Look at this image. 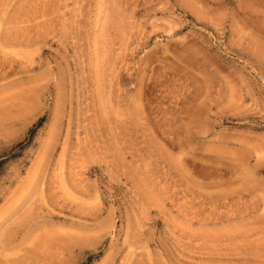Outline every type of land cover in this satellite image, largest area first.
<instances>
[{
	"label": "rangeland",
	"instance_id": "374dc122",
	"mask_svg": "<svg viewBox=\"0 0 264 264\" xmlns=\"http://www.w3.org/2000/svg\"><path fill=\"white\" fill-rule=\"evenodd\" d=\"M0 264H264V0H0Z\"/></svg>",
	"mask_w": 264,
	"mask_h": 264
}]
</instances>
